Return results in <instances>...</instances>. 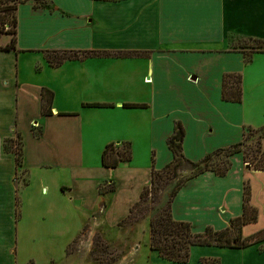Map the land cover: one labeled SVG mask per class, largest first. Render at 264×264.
Here are the masks:
<instances>
[{"label": "crops", "instance_id": "1", "mask_svg": "<svg viewBox=\"0 0 264 264\" xmlns=\"http://www.w3.org/2000/svg\"><path fill=\"white\" fill-rule=\"evenodd\" d=\"M25 5L29 7L23 14L27 20L23 40L19 29L16 51H0V258L7 253L14 256L13 244L17 240L21 242L20 238L24 236L38 243H54L59 239L58 249L64 250L65 255L68 246L77 239L76 236L66 246L71 225L64 222L67 218L58 222L57 216L61 217L62 213L64 219L63 211L71 215L74 210H65L61 206L47 211V222L40 224V228L33 223L28 231L22 229L18 233L14 220L15 158L4 151V141L13 140L21 132L24 134L25 127H29L35 141L46 139L50 145L57 142V150L53 152L57 155L55 159L61 157L66 161L79 158L77 151L81 154L80 150L88 146L98 154L111 143H129L131 146L130 138L119 135L118 131L124 128L134 129L143 140H152L154 133L163 131L161 141H164L167 153H161L160 170L172 159L166 139L172 135L177 123L183 124L176 116L179 109L183 111L189 106L194 114L202 116L205 110L222 114L220 109H223L229 114L235 108H242L241 104L222 101V78L227 74H240L239 68L244 62V51L240 47L243 42H264V0H48L44 7L38 8L34 7L33 1H28L17 8V28L21 6ZM9 41L8 37L6 43L0 40V47ZM44 51L137 55L65 61L59 67L51 68L44 60ZM253 56L251 61L264 62V53ZM253 79L254 92L260 91L264 71H256ZM41 89L53 94L50 113L46 116L41 115ZM98 104L109 107H83ZM124 104L146 108L125 109ZM227 120L228 116L224 115L223 121ZM58 147L71 148V154H59ZM22 160L25 161L23 151ZM233 160L240 166L237 164L238 168L233 169V161L225 177L204 173L178 192L174 199L180 198L182 203L176 206L177 210L173 209L175 221L187 222L199 233L207 227L223 230L232 219L241 216L247 179L239 159ZM47 162H43L46 169ZM156 163L154 160V165ZM147 175L149 179L150 172ZM251 178L259 180L263 190L264 172H257ZM141 186L136 194L146 187ZM61 189L70 193L66 187ZM42 191L46 193L47 187ZM195 208L202 214L210 212L223 223L215 226L202 219L199 225L195 224L187 217V213ZM258 209L257 222L262 216L264 220V204ZM50 215H54L53 218ZM257 222L243 227L242 235ZM263 229L264 225L258 226L254 234ZM145 246L149 249V241ZM47 251L53 252L51 248ZM149 253L157 256L155 252ZM13 256L9 257L8 264H15ZM145 257L140 247L132 264H139L146 260ZM208 259L216 264H264V242L239 250L196 247L187 264H203L202 260ZM151 261L152 264H171L158 256L157 260L152 258Z\"/></svg>", "mask_w": 264, "mask_h": 264}, {"label": "rangeland", "instance_id": "2", "mask_svg": "<svg viewBox=\"0 0 264 264\" xmlns=\"http://www.w3.org/2000/svg\"><path fill=\"white\" fill-rule=\"evenodd\" d=\"M17 1L0 0V8L12 6ZM28 7L29 5L21 6V12H19L21 17L17 12L18 19H20V25L18 20L17 32L19 33L18 30L20 29L21 40H23L22 38L25 35L24 26L25 22H27L23 14ZM2 15L1 12L0 16ZM10 19L11 15L7 14L8 24ZM5 27L7 30H11V26L7 25ZM7 37L10 38V36ZM7 37L0 36L1 42L6 43ZM255 46H257V43L252 40L243 42L240 47H242L245 54H249ZM254 60L248 63L243 62V67L239 68L243 81L241 85L242 100L241 105H239L242 108H235L229 114L223 109H220L222 114L218 111L214 113V111L205 110V113L202 112L204 114L200 116L193 113V108L185 106V110L179 109L176 116L183 122L185 137L182 143V152L186 158H203L205 154L243 142L247 136L242 147V153L233 156L229 160L232 163L234 158H238L241 162L242 171L247 179L245 184L250 189L249 204L256 210L258 219V207H262V204H264V188L261 190L259 180L255 181L251 177L257 172L264 171H256L250 162L251 151L255 149L257 138L252 133L248 135L247 130H256L263 126L264 84L260 91L254 92L255 80L253 77L256 71H264V62L262 60ZM211 108H214V106L211 105ZM219 114L220 118L218 119ZM224 115L228 116L229 120L227 122L223 121ZM241 127L242 132H240ZM24 131V134L21 132V141L25 161L22 160V167L16 169L14 177L17 191L14 220L17 223V231L18 233L22 229L28 231L31 227L30 224L33 223L35 227L40 228V224L47 222L45 221L49 216H46L47 211L49 212L50 210L51 212L61 206L65 210H74L71 215H67L63 211L64 219L62 213L61 217L57 216L58 222H62L67 218L64 222L71 225L69 234L66 236V246L76 236L78 240L69 249L71 254L65 255L64 250L60 251L58 249L60 246L59 239H56L54 243H38L37 241H32V238L24 236L20 238L21 242L17 240L13 244L14 256L11 253L4 254L0 258V264H8L11 256L14 257L15 264H29V262L34 264H101L102 262H108V264H132L140 247L143 249L146 260H142L139 264H144L146 261L152 264V258L157 260L156 255L150 256V251L145 246L149 241V214L155 206H164L166 204L167 193L157 197H149L144 203L147 206V214L140 219L123 225L120 222L125 219L129 209L138 201L140 194H136L138 189L142 187V184L143 186L148 184L147 173L151 170L153 153H155L154 160H157L154 165L156 170L162 163L161 153L163 154V151L164 155L167 153H165V147L163 146L164 141H161L163 131L154 133L152 140L141 139L132 128H124L118 131L120 136L124 134L123 137L132 140V159L126 164H120L114 170L101 168V154L96 153L92 146H88L85 150H80L78 147L77 149L81 151V154L77 151V157L79 158L74 160L70 158L64 161L61 157L56 160L57 155L53 152L57 150V142L55 143L56 145H50L46 139L45 141L37 142L33 139L34 137L29 127H25ZM205 131L208 132L205 133ZM34 134L37 135L38 132H34ZM13 140H16V136ZM262 141L260 146L264 152ZM58 148L61 150L59 153L61 155L65 154L67 156L71 154V148ZM44 155L45 159L43 158ZM244 157L247 163H245ZM43 162L49 163L48 166L51 168L48 169V166H45L47 169L44 168ZM237 164L239 165V163L234 161L233 165L235 167L233 169L238 168ZM107 182L114 184L115 191L105 196H99L96 189L97 186L100 185L102 187L104 184L106 186L108 185ZM43 187H47L46 193L42 191ZM62 187L70 189V193L64 192L61 189ZM54 188L57 189L53 191ZM55 191L57 193H54ZM184 199L185 197H182V200ZM180 202L182 203L180 198L172 201L171 214L173 209L177 210L176 206ZM55 204L57 206H54ZM196 209L188 213L187 211L184 212V214L187 213L188 219L195 222V224L199 225L202 219L211 221L215 226L222 222V220L217 221L218 217L211 216L210 212L202 214ZM53 216L50 215L52 218ZM262 218L257 222V225L250 226L245 230L242 235L243 238L254 234L258 226L263 227L264 220ZM190 226L193 233H198L195 231V227ZM203 232V230L199 231V233ZM49 248L53 251L51 254L47 251ZM49 255L52 257H49ZM202 263L216 264L217 262L208 259L202 260Z\"/></svg>", "mask_w": 264, "mask_h": 264}, {"label": "trees", "instance_id": "3", "mask_svg": "<svg viewBox=\"0 0 264 264\" xmlns=\"http://www.w3.org/2000/svg\"><path fill=\"white\" fill-rule=\"evenodd\" d=\"M28 1L34 2V7H44L48 0H18L12 6L0 8V36H10L9 43L0 47V51H16L17 43V17L16 11L19 5ZM101 2H119L121 0H92ZM7 14L11 15L9 24L7 23ZM11 26L7 30L5 26ZM257 46L253 47L249 54L244 52V62H250L254 54L264 53V42L255 40ZM44 60L51 68L59 67L65 61L83 60L92 57H114L129 58L135 53H114L105 52H71V51H44L42 52ZM242 77L240 74H227L222 78L221 99L224 102L240 104L242 100ZM53 100V94L45 89L40 91V109L41 115L46 116L50 113V107ZM89 108H107L106 105H84ZM125 109H144L143 105L124 104ZM248 135L252 133L257 141L255 149L251 152L250 162L256 171H264V152L261 150V141L264 139V125L259 129L247 130ZM251 135V134H250ZM184 139V130L180 123H177L173 129L172 135L167 140V149L172 155L171 161L162 169L156 170L154 167V156L151 157V170L149 183L142 189L139 199L129 209L128 215L120 224L133 223L147 214V206L144 203L149 197L161 196L167 193L166 204L157 205L149 214V249L155 252L157 256L171 264H187L190 253L196 247H214L220 249H246L248 247L264 242V229L256 234L243 238V227L257 222V212L249 204L250 189L245 184L242 198V214L230 221L229 226L221 231H214L207 227L203 233H193L191 226L187 222L175 221L171 214V203L178 192L191 180L201 176L204 173H212L218 178L227 175L231 168L230 158L242 153V147L247 139L225 149L216 150L198 161L187 159L182 150ZM21 134L16 135V140L4 141V150L11 153L15 158L16 169L22 167V141ZM15 143V144H13ZM16 147H15V146ZM132 159V150L129 143L107 145L101 153L100 165L103 169L114 170L120 164H126ZM244 157V161H245ZM247 163V161H245ZM115 191L113 183L98 187L99 196ZM78 239H75L66 249V255ZM29 264H34L29 262ZM108 264V262L101 263Z\"/></svg>", "mask_w": 264, "mask_h": 264}]
</instances>
